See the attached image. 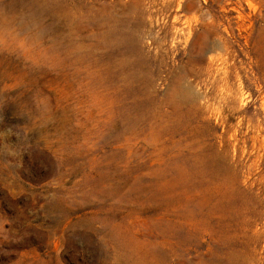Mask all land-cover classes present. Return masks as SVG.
Masks as SVG:
<instances>
[{
    "label": "rangeland",
    "instance_id": "374dc122",
    "mask_svg": "<svg viewBox=\"0 0 264 264\" xmlns=\"http://www.w3.org/2000/svg\"><path fill=\"white\" fill-rule=\"evenodd\" d=\"M0 264H264V0H0Z\"/></svg>",
    "mask_w": 264,
    "mask_h": 264
},
{
    "label": "bare ground",
    "instance_id": "6f19581e",
    "mask_svg": "<svg viewBox=\"0 0 264 264\" xmlns=\"http://www.w3.org/2000/svg\"><path fill=\"white\" fill-rule=\"evenodd\" d=\"M48 2H52V0H47ZM95 56V55H94ZM95 62V61H94ZM114 62V61H113ZM116 62V61H115ZM109 63H111V62H109ZM102 64V63H101ZM106 64V63H105ZM113 64V63H112ZM102 65H104V64H102ZM109 65V64H108ZM121 66V65H120ZM112 67V66H111ZM110 68V67H109ZM111 71V70H110ZM116 72V71H115ZM119 73V72H118ZM113 74V73H112ZM110 76H112V75H110ZM115 77V76H114ZM111 78V77H110ZM118 78V77H117ZM118 80H119V78H118ZM121 80V79H120ZM175 91V90H174ZM175 97V96H174ZM184 97H186V96H184ZM175 101H172V103H174L175 105H179V103H182L183 101L182 100H180V99H178V98H176L175 97ZM208 158H203V156H202V153H200V152H197V153H195L194 154V165L195 166H198V164H197V162L198 163H202L203 161H204V159H206L208 162L207 163H205V164H211V162L212 161H214V157H210V156H207ZM199 167V166H198ZM215 172V171H214ZM253 178V177H252ZM189 179V173H186V180H188ZM211 184V183H210ZM202 186H203V184H202ZM199 187V186H198ZM197 189V188H196ZM192 191V190H191ZM196 191V190H195ZM197 192V191H196ZM206 192V191H205ZM188 193V194H187ZM192 193V192H191ZM190 193V194H191ZM200 193H201V191H200ZM203 193V192H202ZM186 195H189V192H186ZM185 195V196H186ZM209 195V194H208ZM191 196H193L194 197V195H192L191 194ZM191 196H189V197H191ZM200 196V195H199ZM205 196V195H204ZM210 196H212L213 197V195H210ZM194 198H197V197H194ZM211 198V197H210ZM200 199H202V196L200 197ZM206 199V198H205ZM208 199V201H209V198H207ZM192 200H193V198H192ZM188 201V200H187ZM195 201V200H194ZM212 201V200H211ZM190 202V201H189ZM198 202H200V201H198ZM213 203V202H212ZM190 204H192V203H190ZM213 204H215V203H213ZM188 205V204H187ZM187 205H186V207H187ZM210 205V204H209ZM216 205V204H215ZM211 206V205H210ZM210 206H209V208H210ZM214 206V205H213ZM212 206V207H213ZM217 206V205H216ZM190 207V206H189ZM188 207V208H189ZM196 207V206H195ZM194 207V208H195ZM211 207V208H212ZM211 208H210V210H211ZM187 209V208H186ZM203 209V208H202ZM206 209H208V208H206ZM217 209V208H216ZM196 210H198V209H196ZM204 210V209H203ZM209 210V211H210ZM215 210V209H214ZM189 211V210H188ZM192 211V210H191ZM194 211H195V209H194ZM193 211V212H194ZM199 211V210H198ZM218 211V210H217ZM192 212V213H193ZM201 212V211H200ZM204 212H205V210H204ZM208 212V211H207ZM214 213V212H213ZM215 213H217V212H215ZM198 214V213H197ZM200 214V213H199ZM212 215V214H211ZM217 215V214H216ZM215 215V216H216ZM193 216H195V214H190V213H186V216H185V219H188V218H192ZM198 216V215H197ZM197 216H195V218L197 217ZM200 216V215H199ZM209 216H210V214H209ZM214 216V215H213ZM203 217V216H202ZM206 218V217H205ZM210 218V217H209ZM212 218V217H211ZM214 218V217H213ZM201 220V219H200ZM227 220V219H226ZM225 220V221H226ZM197 221V220H196ZM205 221V220H204ZM215 221V220H214ZM198 222V221H197ZM203 222V221H202ZM209 222V221H208ZM216 223H217V221H215ZM207 223V222H206ZM205 223V224H206ZM214 222H212L211 224H213ZM210 224V223H209ZM224 224V223H223ZM195 225V224H194ZM215 225V224H214ZM225 225V224H224ZM224 225H223V227H224ZM213 226V225H212ZM222 226V225H221ZM201 227H204V226H201ZM207 226L205 225V228H206ZM209 227V226H208ZM218 227H219V225H218ZM186 228V227H185ZM192 228V227H191ZM196 228H198L197 226H196ZM212 228V227H211ZM194 229V228H193ZM207 229H209V228H207ZM221 229H223V228H221ZM186 230V229H185ZM195 230H197V229H195ZM204 230V229H203ZM219 230H220V228H219ZM224 230V229H223ZM208 231V230H207ZM211 231V230H210ZM216 231V230H215ZM195 232V231H194ZM197 232V231H196ZM196 232H195V234H196ZM212 233H213V230L211 231ZM221 232V231H220ZM187 233V232H186ZM193 233V232H192ZM202 233V232H201ZM211 233V234H212ZM225 233V232H224ZM178 234V233H177ZM185 234V233H184ZM183 234V235H184ZM189 234V233H188ZM194 234V233H193ZM192 235V234H191ZM218 235H219V233H218ZM222 235V234H221ZM220 235V236H221ZM224 235V234H223ZM178 236V235H177ZM189 236V235H188ZM197 236V235H196ZM216 236V235H215ZM179 237V236H178ZM200 237V236H199ZM202 237V236H201ZM203 238V237H202ZM213 238V237H212ZM220 238V237H219ZM179 239V238H178ZM187 239V238H186ZM226 239V238H225ZM215 240V239H214ZM181 241V240H180ZM201 261V260H200ZM231 262V261H230ZM206 263V262H205Z\"/></svg>",
    "mask_w": 264,
    "mask_h": 264
}]
</instances>
